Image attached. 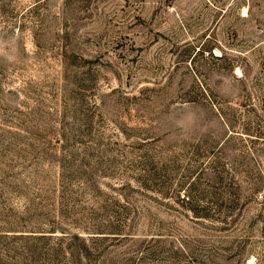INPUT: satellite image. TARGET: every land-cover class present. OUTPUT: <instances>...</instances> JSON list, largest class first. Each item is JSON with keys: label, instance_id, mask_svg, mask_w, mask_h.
Here are the masks:
<instances>
[{"label": "rangeland", "instance_id": "obj_1", "mask_svg": "<svg viewBox=\"0 0 264 264\" xmlns=\"http://www.w3.org/2000/svg\"><path fill=\"white\" fill-rule=\"evenodd\" d=\"M0 264H264V0H0Z\"/></svg>", "mask_w": 264, "mask_h": 264}]
</instances>
